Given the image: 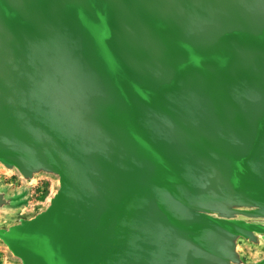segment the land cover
Segmentation results:
<instances>
[{
    "label": "water",
    "instance_id": "95a60500",
    "mask_svg": "<svg viewBox=\"0 0 264 264\" xmlns=\"http://www.w3.org/2000/svg\"><path fill=\"white\" fill-rule=\"evenodd\" d=\"M8 264H264V0H0Z\"/></svg>",
    "mask_w": 264,
    "mask_h": 264
},
{
    "label": "rangeland",
    "instance_id": "374dc122",
    "mask_svg": "<svg viewBox=\"0 0 264 264\" xmlns=\"http://www.w3.org/2000/svg\"><path fill=\"white\" fill-rule=\"evenodd\" d=\"M0 185L7 187L10 191L27 190V204L24 206L26 212L31 211L36 205L45 204L50 196L53 188V183L48 178H40L32 185L25 183L15 174H7L0 172ZM4 211H0V217ZM10 257L0 248V264H8Z\"/></svg>",
    "mask_w": 264,
    "mask_h": 264
}]
</instances>
